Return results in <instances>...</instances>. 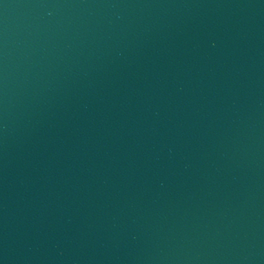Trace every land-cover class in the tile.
<instances>
[{
  "label": "water",
  "instance_id": "1",
  "mask_svg": "<svg viewBox=\"0 0 264 264\" xmlns=\"http://www.w3.org/2000/svg\"><path fill=\"white\" fill-rule=\"evenodd\" d=\"M0 264H264V0H0Z\"/></svg>",
  "mask_w": 264,
  "mask_h": 264
}]
</instances>
